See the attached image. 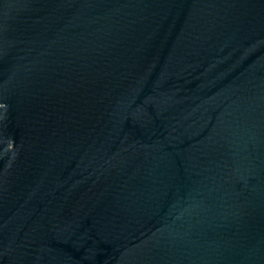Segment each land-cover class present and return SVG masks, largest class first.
Masks as SVG:
<instances>
[{
    "label": "water",
    "instance_id": "water-1",
    "mask_svg": "<svg viewBox=\"0 0 264 264\" xmlns=\"http://www.w3.org/2000/svg\"><path fill=\"white\" fill-rule=\"evenodd\" d=\"M0 264H264V0H0Z\"/></svg>",
    "mask_w": 264,
    "mask_h": 264
}]
</instances>
